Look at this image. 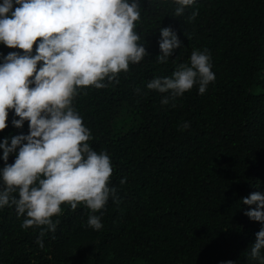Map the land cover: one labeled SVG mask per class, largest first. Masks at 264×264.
<instances>
[{
    "label": "trees",
    "instance_id": "1",
    "mask_svg": "<svg viewBox=\"0 0 264 264\" xmlns=\"http://www.w3.org/2000/svg\"><path fill=\"white\" fill-rule=\"evenodd\" d=\"M176 8L172 0H140L135 31L148 55L118 84L73 100L90 147L106 152L113 168L116 200L110 195L95 213L102 229L88 227L83 205H61L51 218L59 221L55 232L22 228L26 216L5 206L0 264H259L250 252L262 225L245 215L242 199L264 194V0H194L181 16ZM161 28L181 42L164 64L157 61ZM205 49L215 80L204 94L198 83L174 100L147 89ZM12 51L19 50L0 44L2 56ZM14 118L10 111L0 142L28 134V122L14 128ZM185 122L190 127L181 130Z\"/></svg>",
    "mask_w": 264,
    "mask_h": 264
},
{
    "label": "clouds",
    "instance_id": "2",
    "mask_svg": "<svg viewBox=\"0 0 264 264\" xmlns=\"http://www.w3.org/2000/svg\"><path fill=\"white\" fill-rule=\"evenodd\" d=\"M172 2L177 5L176 16L194 4V0ZM197 14L193 12L191 19ZM140 17V0L0 3V44L19 50L0 54V132L8 127L10 111L16 117L14 128L28 122L27 135L12 137L10 145L7 138L0 142L4 162L0 209L14 206L19 216H26L22 228L47 226V231L55 232L59 221L53 223L51 218L59 216L66 204L72 210L79 205L89 209L88 227L102 229L95 213L104 209L110 195L116 200V189L109 187L113 168L106 152L90 147L91 133L72 104L90 87L118 84L120 73L148 55L135 31ZM160 36L157 61L164 64L181 42L171 28H161ZM211 68L207 49L193 50L190 64H179L171 77L152 79L147 89L170 92L174 100L198 83L199 93L204 94L215 80ZM161 103L168 104L169 98ZM188 127L185 122L181 130ZM13 154L15 160L9 164ZM242 203L250 208L245 215L262 225L250 255L264 264V194L253 192ZM44 234L40 232L41 237ZM37 243L43 247L42 240Z\"/></svg>",
    "mask_w": 264,
    "mask_h": 264
}]
</instances>
